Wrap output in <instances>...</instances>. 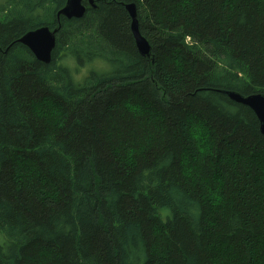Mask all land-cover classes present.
Instances as JSON below:
<instances>
[{
	"label": "trees",
	"instance_id": "obj_1",
	"mask_svg": "<svg viewBox=\"0 0 264 264\" xmlns=\"http://www.w3.org/2000/svg\"><path fill=\"white\" fill-rule=\"evenodd\" d=\"M96 2L0 0V264H264V136L221 92L264 93V0Z\"/></svg>",
	"mask_w": 264,
	"mask_h": 264
},
{
	"label": "water",
	"instance_id": "obj_2",
	"mask_svg": "<svg viewBox=\"0 0 264 264\" xmlns=\"http://www.w3.org/2000/svg\"><path fill=\"white\" fill-rule=\"evenodd\" d=\"M89 9H98L96 0H65L64 5L56 13L57 20L59 21L61 16L66 19L82 18ZM125 9L131 20L130 30L138 53L147 61L154 63L155 57L151 53L150 45L139 30L136 4L126 3ZM57 29L58 27L51 29L48 25H41L26 31L16 41L29 49L37 61L48 64L55 48ZM221 92L233 102L246 106L254 113L258 121L259 132L264 136V93L255 92L243 95L235 90H221Z\"/></svg>",
	"mask_w": 264,
	"mask_h": 264
},
{
	"label": "rangeland",
	"instance_id": "obj_3",
	"mask_svg": "<svg viewBox=\"0 0 264 264\" xmlns=\"http://www.w3.org/2000/svg\"><path fill=\"white\" fill-rule=\"evenodd\" d=\"M45 7L46 8H52L50 3H47L45 5ZM40 15H41V18L43 20H45L44 12L40 13ZM46 19H47V16H46ZM85 34H86V32L83 33V35H85ZM81 37L82 36H79V38H81ZM92 39H93V44H95L96 41H97V38L94 36ZM76 41H77V39H76ZM72 43H73V41H72ZM93 50L95 52H100V50L97 49V48H93ZM58 60L59 59H57V61ZM58 62H59V65H60L61 61L59 60ZM63 62H67L68 63L69 70H70L71 73H73L76 82L77 81H82L90 70L94 69V70L101 71L103 73L109 71L108 63L106 61H104V60L99 59V58H94L91 63L88 62V61L87 62L83 61V64H81V65H79L76 61L71 60V59H66ZM242 77L244 78V76H242Z\"/></svg>",
	"mask_w": 264,
	"mask_h": 264
}]
</instances>
